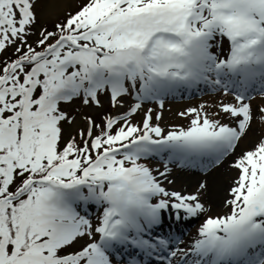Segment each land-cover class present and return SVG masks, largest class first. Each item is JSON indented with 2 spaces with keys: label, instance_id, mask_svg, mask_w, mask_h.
Wrapping results in <instances>:
<instances>
[{
  "label": "snow or ice",
  "instance_id": "snow-or-ice-1",
  "mask_svg": "<svg viewBox=\"0 0 264 264\" xmlns=\"http://www.w3.org/2000/svg\"><path fill=\"white\" fill-rule=\"evenodd\" d=\"M36 4L0 0V264H264V134L233 160L223 214L205 183H163L169 164L207 171L264 125V0H85L38 35ZM201 84L232 102L169 128L144 108ZM101 96L119 113L65 139L66 106ZM165 211L204 217L190 243L157 231Z\"/></svg>",
  "mask_w": 264,
  "mask_h": 264
},
{
  "label": "rangeland",
  "instance_id": "rangeland-1",
  "mask_svg": "<svg viewBox=\"0 0 264 264\" xmlns=\"http://www.w3.org/2000/svg\"><path fill=\"white\" fill-rule=\"evenodd\" d=\"M85 0H37L35 12L37 16V23L33 27V31L37 33L38 35V29L40 27H47L48 30H53V27L56 23L61 22L68 12L75 11L79 5L84 3ZM55 8V9H54ZM36 36H31L30 40H35ZM225 48L227 47V42L224 43ZM9 52H11V49H9ZM3 57H0L2 59ZM232 97L225 96L223 92H206L202 95H188L185 98L180 97H173L172 95H169L164 98V105L161 109L158 104L155 102H147L144 105L145 110L147 108L153 109V121L155 122V113L161 112L162 113V119L160 120V125L164 128H169L172 126H186L188 121L179 116L178 113L184 111L187 108L194 107L199 108L201 104L206 106H212L208 107L209 112H215L216 109L214 105L220 103L221 101L224 102H232ZM128 103H134L135 101L131 96L127 98ZM253 108L258 104L264 103V100L261 99V97L255 96V99L253 100ZM101 107H97L95 105H88L85 106L82 104L80 100H75L73 103L66 106L65 111L69 113L70 116H73L74 122L72 124H65L64 129V135L65 139H67L70 135L75 134L80 129H83L85 127L84 117L86 115L91 116L97 123H100L105 115L108 114H118L119 109L114 108L111 104V102L106 99L105 97L101 96ZM143 112H138L134 116V122H140L142 120ZM224 122H229L227 119L224 120ZM261 134H264V125H259L256 122L253 123L252 129L249 130L246 137H244L240 142L239 146L237 147L234 154L228 156L222 166L218 168L219 166L212 167L208 169L203 174L197 172V170L188 169V168H181L177 166L176 164H169L168 167L171 169L170 173L168 174L167 180L163 181L164 186L169 191H179L185 194L193 193L197 189L199 183L203 182L207 185L206 189L200 194L201 201L205 204V207L210 208L209 215H217V214H223L224 211V201L228 198V189L231 186L232 182L236 179L238 175V170L231 167V164L233 160L239 156V154L242 151L249 150L256 138L260 136ZM163 161L159 158L152 160L149 162L150 166L155 170L159 169L160 171H163ZM229 164L231 174L229 177H225L223 179V182L221 184V194H220V200L222 202V207L215 206L211 204L209 201H207L206 195L209 194V191L211 189L208 188L209 180L208 178L212 176L213 174L216 175L221 169V167L225 166V164ZM218 171V172H217ZM211 172V173H210ZM190 173L197 174L195 178V183H189L186 181L185 176H188ZM210 173V174H209ZM155 174V172H154ZM168 181H172V183H168ZM99 211H102L100 209ZM91 218L93 220V223L96 222V216L98 215V210H92L90 212ZM166 215L170 216V213L165 211ZM164 220V228L162 229L163 232L168 233L170 230H175V233L178 232L179 234H182V241L184 242L182 246L185 244H188L192 241L194 237L197 235V229L202 222L204 217L195 218V219H189L186 220L188 226L186 227L184 233L177 228V224L173 223L171 219H166L167 217L163 216ZM169 226H166V225Z\"/></svg>",
  "mask_w": 264,
  "mask_h": 264
},
{
  "label": "bare ground",
  "instance_id": "bare-ground-1",
  "mask_svg": "<svg viewBox=\"0 0 264 264\" xmlns=\"http://www.w3.org/2000/svg\"><path fill=\"white\" fill-rule=\"evenodd\" d=\"M124 110H126V107ZM118 111H120V110H118ZM220 166H222V164ZM220 166L218 168H220ZM218 171H217L218 173L216 175L213 174L212 176H210L208 178L209 183H208L207 189H211V191H209V194H207L206 197H207V201H209L211 204L218 206L220 208L223 205L221 201L219 202L220 194L222 192V190L220 189L221 184H222L223 179L225 177H229V175L231 174V170H230L229 164L227 163V164H225V166L221 167V169H219ZM196 177H199V176H197V174L190 173L188 176H185V179L189 183H195ZM164 216L167 218H171L170 216H168L166 214H164Z\"/></svg>",
  "mask_w": 264,
  "mask_h": 264
}]
</instances>
